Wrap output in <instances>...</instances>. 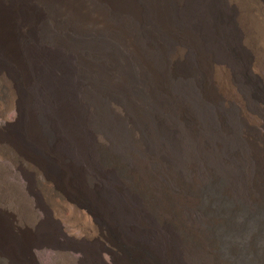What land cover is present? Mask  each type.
<instances>
[{"label": "bare ground", "instance_id": "6f19581e", "mask_svg": "<svg viewBox=\"0 0 264 264\" xmlns=\"http://www.w3.org/2000/svg\"><path fill=\"white\" fill-rule=\"evenodd\" d=\"M0 31V90L22 112L12 136L47 175L107 191L92 208L55 190L56 218L82 233L92 215L119 220L167 264H264V0H0ZM0 170L2 203L33 229L21 241L0 210V264H30L55 223Z\"/></svg>", "mask_w": 264, "mask_h": 264}, {"label": "rangeland", "instance_id": "374dc122", "mask_svg": "<svg viewBox=\"0 0 264 264\" xmlns=\"http://www.w3.org/2000/svg\"><path fill=\"white\" fill-rule=\"evenodd\" d=\"M0 36H4L3 31H0ZM261 78H264V70L261 72ZM0 81L10 88L8 78L0 77ZM7 90L8 94H11V88ZM8 94L0 90V148L5 150V156L0 157V165L6 169L7 182L27 198L36 219L43 224L53 221L56 227L53 239L39 240L37 238L36 241L29 242L30 264H116V258L122 256V252L113 244L114 239L132 250L128 254L133 264H167L163 251L157 247L155 237L132 235L123 229V223L119 220L92 215L93 218L86 225L88 233H82L75 230L74 224L65 216L56 218L48 202L49 194L55 190L69 194L72 198L70 201L72 207H75L80 199L92 208L101 206L100 201L95 200L93 196L96 194L103 196L107 194V191L104 188L96 190V188L78 187L68 182L66 175L63 177L50 173L47 175L43 169L42 156L35 154L32 146L29 149L12 136L14 130L20 126L22 112L20 107H10L11 96ZM246 113L248 117L255 119L252 114L247 111ZM258 128L264 132L261 122L258 123ZM104 152L111 153L110 148L107 146ZM98 179L101 183L106 182L104 177L99 176ZM16 209L3 204L0 199V210H5L12 215L10 224L13 235L25 242L30 238V231L33 229L28 218L18 217L20 210L16 211ZM68 213L69 211L66 210V215ZM98 226L99 232L96 230ZM255 228L256 223H250L248 229ZM35 233L37 234V231ZM90 245L97 252L95 261L91 260V256L86 255L85 247ZM256 247L261 250L263 248L264 251V231L257 239Z\"/></svg>", "mask_w": 264, "mask_h": 264}]
</instances>
